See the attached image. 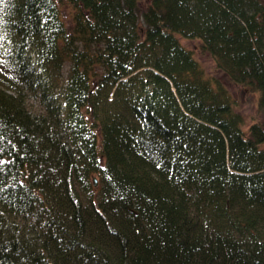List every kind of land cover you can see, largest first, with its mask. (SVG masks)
Instances as JSON below:
<instances>
[{
	"label": "trees",
	"instance_id": "1",
	"mask_svg": "<svg viewBox=\"0 0 264 264\" xmlns=\"http://www.w3.org/2000/svg\"><path fill=\"white\" fill-rule=\"evenodd\" d=\"M226 77L264 109V0H0V264H264Z\"/></svg>",
	"mask_w": 264,
	"mask_h": 264
},
{
	"label": "rangeland",
	"instance_id": "2",
	"mask_svg": "<svg viewBox=\"0 0 264 264\" xmlns=\"http://www.w3.org/2000/svg\"><path fill=\"white\" fill-rule=\"evenodd\" d=\"M64 10L66 18L70 19L69 9L66 8ZM184 43L186 46H189L196 51L197 56H199L205 64L204 66H206L209 70L213 68L214 61L210 58V56L200 50V45H198L200 44V40L184 38ZM67 69L68 65L66 64L64 68V75H66ZM223 79L238 100L237 109L241 110L245 114L244 116L247 119V125L244 127L248 128L247 126L255 121H260L264 124V109L259 106L257 93L243 85L231 81L227 77ZM28 106L33 112L41 111L42 109L39 101L32 97L28 99Z\"/></svg>",
	"mask_w": 264,
	"mask_h": 264
},
{
	"label": "water",
	"instance_id": "3",
	"mask_svg": "<svg viewBox=\"0 0 264 264\" xmlns=\"http://www.w3.org/2000/svg\"><path fill=\"white\" fill-rule=\"evenodd\" d=\"M95 183L97 184V179L95 178Z\"/></svg>",
	"mask_w": 264,
	"mask_h": 264
}]
</instances>
